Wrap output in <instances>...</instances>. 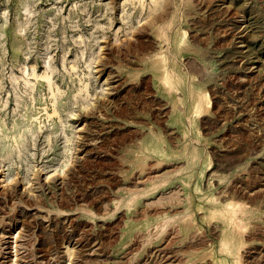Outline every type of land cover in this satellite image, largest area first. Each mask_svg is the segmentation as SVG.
Masks as SVG:
<instances>
[{"label":"rangeland","instance_id":"obj_1","mask_svg":"<svg viewBox=\"0 0 264 264\" xmlns=\"http://www.w3.org/2000/svg\"><path fill=\"white\" fill-rule=\"evenodd\" d=\"M0 264H264V0H0Z\"/></svg>","mask_w":264,"mask_h":264},{"label":"bare ground","instance_id":"obj_2","mask_svg":"<svg viewBox=\"0 0 264 264\" xmlns=\"http://www.w3.org/2000/svg\"><path fill=\"white\" fill-rule=\"evenodd\" d=\"M10 236V235H9ZM13 249V248H12Z\"/></svg>","mask_w":264,"mask_h":264}]
</instances>
